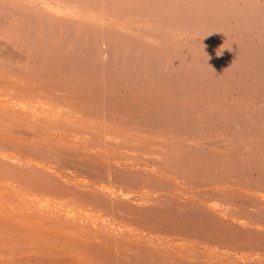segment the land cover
Returning <instances> with one entry per match:
<instances>
[{"label": "bare ground", "instance_id": "obj_1", "mask_svg": "<svg viewBox=\"0 0 264 264\" xmlns=\"http://www.w3.org/2000/svg\"><path fill=\"white\" fill-rule=\"evenodd\" d=\"M0 264H264V0H0Z\"/></svg>", "mask_w": 264, "mask_h": 264}, {"label": "rangeland", "instance_id": "obj_2", "mask_svg": "<svg viewBox=\"0 0 264 264\" xmlns=\"http://www.w3.org/2000/svg\"><path fill=\"white\" fill-rule=\"evenodd\" d=\"M230 251H233V250H230Z\"/></svg>", "mask_w": 264, "mask_h": 264}, {"label": "clouds", "instance_id": "obj_3", "mask_svg": "<svg viewBox=\"0 0 264 264\" xmlns=\"http://www.w3.org/2000/svg\"><path fill=\"white\" fill-rule=\"evenodd\" d=\"M221 54H222V52H221Z\"/></svg>", "mask_w": 264, "mask_h": 264}]
</instances>
